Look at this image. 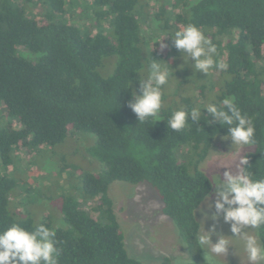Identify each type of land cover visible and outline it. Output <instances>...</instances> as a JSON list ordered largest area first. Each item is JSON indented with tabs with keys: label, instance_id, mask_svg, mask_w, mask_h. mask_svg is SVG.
I'll return each mask as SVG.
<instances>
[{
	"label": "trees",
	"instance_id": "16d2710c",
	"mask_svg": "<svg viewBox=\"0 0 264 264\" xmlns=\"http://www.w3.org/2000/svg\"><path fill=\"white\" fill-rule=\"evenodd\" d=\"M188 24L216 45L214 60L227 65L210 69V85L196 80L192 63L177 66L173 35ZM160 37L168 43L159 44ZM150 59L174 74L162 88L160 121L139 122L129 104L132 93L141 94ZM108 64L114 70L104 75ZM225 98L256 128L257 143L241 169L264 178V0H0V105L8 118L0 127L2 166L75 132L96 137L89 151L104 166L83 177L89 210L63 197L65 227L40 223L56 233L58 264H143L126 249L109 194L116 181L151 186L186 245L188 264H206L193 234L202 229L196 213L213 184L200 165L217 136H230V126L204 108L224 107ZM193 107L201 110L198 120L189 116L180 132L168 128L172 112ZM16 185L0 176V230L39 225L11 214L8 194ZM158 264L177 263L164 256Z\"/></svg>",
	"mask_w": 264,
	"mask_h": 264
},
{
	"label": "rangeland",
	"instance_id": "374dc122",
	"mask_svg": "<svg viewBox=\"0 0 264 264\" xmlns=\"http://www.w3.org/2000/svg\"><path fill=\"white\" fill-rule=\"evenodd\" d=\"M142 2L146 4L147 0H141ZM158 40L159 44L163 41L168 43L166 37H160ZM180 51V56L176 60L177 66L182 67L185 63L190 66L192 63L193 67L195 61L190 57L185 60L187 54ZM24 55L30 60L38 58L35 54L24 53ZM113 66L109 68L108 64V73L103 70V74H112ZM192 70L197 74L196 80L200 78L201 82L209 84L210 73L206 75L196 72L194 67ZM190 87L194 88V85ZM171 89H174V84L171 85ZM193 90L184 94H193ZM4 113L0 105V127L8 124V118ZM95 141L94 135L75 132L61 144L42 146L30 151L31 156L26 154L25 149L20 154L21 163L18 160L8 168H4L0 161V176L9 175L17 181V185L8 194L9 210L14 218L16 220L30 218L35 224L47 221L51 223L53 229L64 228L63 197H71L89 210L93 203L84 200L83 177L86 174L97 175L104 169L89 151ZM252 148L251 145L240 150L235 149L230 136L219 135L215 138L207 158L200 165V170L209 176L213 184L212 192L196 213L202 226L201 230L211 233L212 243H216L221 236L231 238L232 243V250L228 255L217 258L219 264H249V262L243 251L242 237L234 236L231 232V223L225 222L224 212H217L215 208L218 200L217 192L223 189L213 183V177H218L223 184L225 171L233 175L238 174V170L241 169L239 158ZM236 150H239L236 159L230 155L226 156ZM109 194L114 201L120 230L131 257L143 264H158L164 256L170 257L174 263L178 260L189 261L185 243L172 221L162 213L160 198L151 186L116 181L111 184ZM213 216L216 219H212ZM243 231L250 234L257 232L252 228H245ZM204 251L206 249L203 250V257Z\"/></svg>",
	"mask_w": 264,
	"mask_h": 264
},
{
	"label": "clouds",
	"instance_id": "9594fccd",
	"mask_svg": "<svg viewBox=\"0 0 264 264\" xmlns=\"http://www.w3.org/2000/svg\"><path fill=\"white\" fill-rule=\"evenodd\" d=\"M173 39L176 49L187 54L185 60L190 57L195 61L193 67L196 72L207 75L213 67L226 69L225 63L214 60V55L217 53L216 45L195 25L188 24L182 30L176 31ZM161 47L165 45L161 44ZM144 71H147V79L140 81L141 94L137 96L132 93L134 102L130 103L129 107L139 122L149 118L157 122L160 121L163 106L162 88L174 73L165 63L155 59L148 60ZM221 104L224 107L210 103L204 109L214 120L230 126L229 134L235 149L240 150L255 145L256 128L252 118L242 114L232 99L225 98ZM200 112L201 110L195 107L190 110L180 108L172 112L167 120V126L174 132L183 131L189 126L188 117L198 120ZM239 150L226 156L230 155L236 159ZM246 164L248 157H240L239 165ZM224 177L223 184L218 177H213V183L223 189L217 192L218 200L215 208L217 212H224L225 222L231 223V232L234 236L242 237L243 251L249 264H264V242L260 231L264 229V178H254L250 170L246 169H239L236 175L225 171ZM225 205L228 207L226 208ZM212 219L216 217L213 216ZM245 228L256 229L257 232L250 234L243 231ZM55 235V231L44 224H39L32 230L18 223L11 224L0 230V264H58L57 258L61 250L56 246ZM193 235L198 249H206L204 251L206 264H219L217 258L226 257L232 250L231 238L221 236L216 243H212L211 233L200 229ZM177 264H188V262L178 260Z\"/></svg>",
	"mask_w": 264,
	"mask_h": 264
}]
</instances>
